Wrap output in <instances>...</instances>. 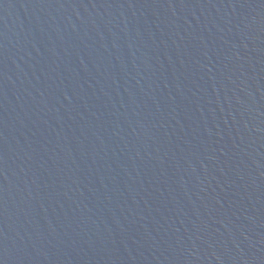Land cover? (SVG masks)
Masks as SVG:
<instances>
[{"label": "water", "instance_id": "obj_1", "mask_svg": "<svg viewBox=\"0 0 264 264\" xmlns=\"http://www.w3.org/2000/svg\"><path fill=\"white\" fill-rule=\"evenodd\" d=\"M0 264H264V0H0Z\"/></svg>", "mask_w": 264, "mask_h": 264}]
</instances>
